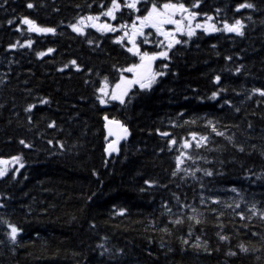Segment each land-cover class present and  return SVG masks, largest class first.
<instances>
[{
    "label": "trees",
    "instance_id": "obj_1",
    "mask_svg": "<svg viewBox=\"0 0 264 264\" xmlns=\"http://www.w3.org/2000/svg\"><path fill=\"white\" fill-rule=\"evenodd\" d=\"M101 2L110 4L0 0V158L19 156L24 165L14 179L11 170L19 165L0 178V219L20 229L13 243L0 224V264H264V97L253 92L264 90V0H200L192 9L198 19L213 16L221 31L180 36L170 59L155 61L166 74L151 90L134 86L126 107L96 99L102 79L114 84L121 75L115 69L138 60L113 42L121 33L86 27L79 35L69 27L81 16L98 15ZM181 2L191 7L195 0ZM243 2L254 8L236 12ZM138 7L135 15L143 14L146 6ZM116 15V21L102 16L98 22L131 24L127 9ZM24 17L55 34L29 32L20 24ZM235 19L244 24L243 36L222 30L224 21ZM153 45L143 50L158 51ZM37 52L46 54L37 58ZM71 60L80 71L71 65L58 71ZM217 75L219 84L213 83ZM218 88L224 91L209 99ZM30 104L35 107L25 112ZM106 114L129 131L109 156ZM190 133L207 140L184 150ZM169 139L177 140L171 148ZM180 150L191 157L181 167L192 174L173 176ZM193 215L200 223L188 219ZM177 217L182 223L172 222ZM99 244L109 251L101 255ZM240 244L249 251L240 252Z\"/></svg>",
    "mask_w": 264,
    "mask_h": 264
},
{
    "label": "snow or ice",
    "instance_id": "obj_2",
    "mask_svg": "<svg viewBox=\"0 0 264 264\" xmlns=\"http://www.w3.org/2000/svg\"><path fill=\"white\" fill-rule=\"evenodd\" d=\"M145 5V9L143 10V14L135 15L136 13L141 12V8L138 5ZM200 0H195V3L191 5V7L186 6L181 0H164V2H160V0H110V4L105 6L103 2L100 4V8L102 9L98 15H87L79 17L75 23L69 25L72 32L77 33L79 35H84V29L86 27L95 28L97 32L100 33H121V35L116 36L114 39V43L121 45L125 49L126 52L131 54V56L138 58V63H131L127 67L116 68L115 70L121 75L119 79L115 81L114 84H110L108 78L105 77L101 80L99 88L96 89L98 93L96 99L101 106H105L110 102H118L121 106H127L131 103L130 91L134 86H138L140 92H145L152 89V86L157 82L158 77L164 76L166 73L164 70H156L153 71V63L157 60L167 61L170 59L169 51L173 49L175 45H179L182 43L181 39L177 38V34L180 36H187L190 40L197 33V30H202L205 34L221 31V29L217 28L216 23L214 22L215 18L211 15L204 14L205 20L203 23H194L197 19V16L200 15L196 11H192V9L199 8ZM27 7L29 9L33 8L32 3H28ZM91 7V5H89ZM254 5L252 3L243 2L239 3L235 11L239 12L241 9H253ZM123 9H127L130 13L131 24L124 22L118 25H114L108 22H98L100 18L107 17L110 21H116L118 19L117 13L122 12ZM221 10L216 9V12L219 13ZM9 24L13 23L12 20L8 21ZM20 24L27 25V30L29 32L35 33H52L55 34V29L51 27H41L38 26L33 20L24 17L20 20ZM166 25H173V30H166ZM145 29H151L152 32H145ZM244 24L240 19H235L234 22L229 23L227 21L223 22V31L226 33H233L237 36H243L244 32ZM17 31L21 29L19 26L16 28ZM157 39L155 44L153 45V39ZM143 38L142 43L138 40V38ZM126 41V44L124 43ZM92 43V41H89ZM183 43H187V41H183ZM32 41L28 40L27 45L31 46ZM143 45H153L155 48L159 49L158 51L150 52V51H142ZM20 47H24L25 45H19ZM98 46V45H97ZM10 48H16V44L9 45ZM215 47V46H213ZM54 49H47V53H52ZM45 52H37V58L43 57ZM226 60L231 59V57H225ZM71 65L76 71H80L79 66L75 60L69 61L64 65L63 68L58 69V71H63L65 68H68ZM115 67V66H114ZM168 64L164 63L161 65V69H167ZM240 67H237L235 71L240 72ZM123 73H131V78L126 77ZM221 77L217 75L214 78L213 83L219 84ZM87 83V81H85ZM224 91V89L218 88L216 91H213L209 99L215 100L217 99L219 92ZM253 92L258 93L260 96L264 97V90L253 89ZM41 104H47L49 101L47 99H41ZM225 104L229 102L227 100L224 101ZM35 105H28L25 108V112L30 113ZM238 110V109H237ZM104 120V128L107 130V136L105 140L107 141L108 136H115L110 143H107L104 152L113 153L117 152V145L120 139H126L128 135V129L121 124V122L115 118H109L106 114L102 117ZM187 123V122H186ZM211 124V121H209ZM55 126V122H51L48 124L49 128ZM176 126V125H174ZM211 131L214 132L217 136H223L224 133L218 131L215 126H212ZM161 136L168 137L170 133L168 132H160L158 133ZM193 140H196L195 147L200 148L202 144L207 140V137L201 136L197 140L196 133H190ZM231 140V138H228ZM20 144L24 145L25 148L29 147L24 140L19 141ZM51 143V141H50ZM177 143L175 139H169L168 145L171 148L174 144ZM191 147V142L185 140L182 143V149L186 150ZM180 150L179 155L175 157L176 167L172 172V175L175 176L178 171H184L185 174H192L189 172L188 168H182L181 166L184 164V161L187 159H191V157L186 153V151ZM243 151V149H240ZM19 165L12 169V178H15V173L19 172L20 168H23L24 165L21 163V158L19 156H12L9 159L0 158V178H4L9 174L10 168L9 165ZM194 171H200V169H195ZM214 173L209 170H204V175L212 176ZM95 175V173H94ZM145 184L151 186L152 182L145 181ZM143 190V189H142ZM231 191L235 192L236 189L233 188ZM178 199V198H177ZM206 197L201 196V204H205ZM211 203L216 204L219 203L218 200L211 198ZM2 206V205H0ZM181 208L187 207V205L181 204ZM240 205L237 203L236 208H239ZM171 211L170 209H168ZM123 209H121L120 214H123ZM191 211L196 213V209L192 208ZM253 216L257 215V209L255 205L249 209ZM240 219H245V216L242 213H238ZM261 219H264V212L260 213ZM189 220H195L198 224L200 221L195 218V216H189ZM250 219V217H249ZM175 224L182 223L181 219L177 217L174 221ZM0 224H4L8 228V232L6 235L8 238L15 243L17 240L18 233L20 229L18 226L12 224L11 222L4 221L0 219ZM219 235V234H218ZM253 235H256L253 233ZM219 239L224 241L228 239V237L224 235H219ZM183 243H189L188 240H184ZM200 245L197 244L196 247ZM97 247L101 248L103 251L100 253L104 255L109 250L103 245L99 244ZM240 252H247V249L243 244L239 245ZM236 252H229L228 255L235 256Z\"/></svg>",
    "mask_w": 264,
    "mask_h": 264
},
{
    "label": "rangeland",
    "instance_id": "obj_3",
    "mask_svg": "<svg viewBox=\"0 0 264 264\" xmlns=\"http://www.w3.org/2000/svg\"><path fill=\"white\" fill-rule=\"evenodd\" d=\"M205 20V19H204ZM204 20H198V18L196 19V21L194 22V23H197V22H199V23H203L204 22ZM172 26L173 25H169V29L168 28H166V30H173L172 29ZM200 31H202V30H200ZM84 32H85V29H84ZM177 36H178V34H177ZM153 71H154V69H153ZM126 77H128V78H131V73H125L124 74ZM200 137H197V140L199 139ZM189 142H191V143H196V140H193V138H192V136H190V141ZM18 165V164H17ZM15 167V165H9V168H10V170L12 169V168H14Z\"/></svg>",
    "mask_w": 264,
    "mask_h": 264
},
{
    "label": "water",
    "instance_id": "obj_4",
    "mask_svg": "<svg viewBox=\"0 0 264 264\" xmlns=\"http://www.w3.org/2000/svg\"><path fill=\"white\" fill-rule=\"evenodd\" d=\"M106 130V129H105ZM106 132H107V130H106ZM112 139H115L116 137L115 136H110ZM124 139H120L119 140V143H118V145H117V148L119 147V144L123 141ZM113 153H116V152H113ZM110 154H112V153H107V155H110Z\"/></svg>",
    "mask_w": 264,
    "mask_h": 264
},
{
    "label": "flooded vegetation",
    "instance_id": "obj_5",
    "mask_svg": "<svg viewBox=\"0 0 264 264\" xmlns=\"http://www.w3.org/2000/svg\"><path fill=\"white\" fill-rule=\"evenodd\" d=\"M154 48V50L156 49L155 47H153Z\"/></svg>",
    "mask_w": 264,
    "mask_h": 264
},
{
    "label": "bare ground",
    "instance_id": "obj_6",
    "mask_svg": "<svg viewBox=\"0 0 264 264\" xmlns=\"http://www.w3.org/2000/svg\"><path fill=\"white\" fill-rule=\"evenodd\" d=\"M118 152V151H117Z\"/></svg>",
    "mask_w": 264,
    "mask_h": 264
}]
</instances>
